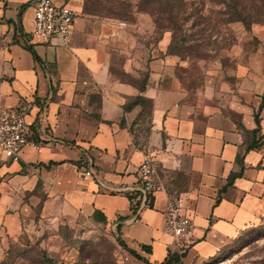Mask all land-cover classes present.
<instances>
[{
	"label": "crops",
	"instance_id": "obj_1",
	"mask_svg": "<svg viewBox=\"0 0 264 264\" xmlns=\"http://www.w3.org/2000/svg\"><path fill=\"white\" fill-rule=\"evenodd\" d=\"M55 1L77 13L67 43L33 34L36 0H0V105L22 109L53 139L20 161L0 152V238L38 207L108 224L152 264L216 255L264 216V48L252 67L240 64L232 81L210 78L191 100L166 35L159 44L113 35L120 20L108 6L125 0ZM146 155L165 190L136 216ZM88 168L96 178L78 176ZM169 195L197 225L184 251L164 232Z\"/></svg>",
	"mask_w": 264,
	"mask_h": 264
},
{
	"label": "rangeland",
	"instance_id": "obj_2",
	"mask_svg": "<svg viewBox=\"0 0 264 264\" xmlns=\"http://www.w3.org/2000/svg\"><path fill=\"white\" fill-rule=\"evenodd\" d=\"M108 9L127 23L129 38L143 44L169 38L166 52L179 58L174 74L191 100L210 78L232 81L240 64L252 67L264 48V0H125ZM21 223L15 236L0 238V264H146L108 224L52 217L38 207ZM188 264H264V216L216 255Z\"/></svg>",
	"mask_w": 264,
	"mask_h": 264
},
{
	"label": "built area",
	"instance_id": "obj_3",
	"mask_svg": "<svg viewBox=\"0 0 264 264\" xmlns=\"http://www.w3.org/2000/svg\"><path fill=\"white\" fill-rule=\"evenodd\" d=\"M76 17L77 13L66 4H58L55 0H36L33 34L44 43L53 40L67 43L71 38ZM126 27L125 21H119L113 35L119 36ZM52 140L44 138L27 121L22 109L0 105V152L5 158L20 161L25 150H39ZM78 176L96 178L92 168L78 172ZM137 179L138 185L134 188L138 194L135 203L136 216L149 205L153 195L165 190L160 182L158 166L150 155H146L139 164ZM196 228L194 218L183 213L181 200L169 195L165 210L164 232L174 238L180 251L186 250L195 242ZM123 250L127 260L128 254L125 249Z\"/></svg>",
	"mask_w": 264,
	"mask_h": 264
},
{
	"label": "trees",
	"instance_id": "obj_4",
	"mask_svg": "<svg viewBox=\"0 0 264 264\" xmlns=\"http://www.w3.org/2000/svg\"><path fill=\"white\" fill-rule=\"evenodd\" d=\"M256 120L259 122V117L256 115ZM136 207V205H135ZM120 241V240H119ZM120 243L128 249V251L134 255L136 258L144 261L146 264H152L149 260L142 257L139 253H137L135 250L129 249L126 244L123 243V241H120ZM142 249L148 253H151V247L148 245H142ZM161 264H183L181 257H173L171 255L167 256L165 260Z\"/></svg>",
	"mask_w": 264,
	"mask_h": 264
}]
</instances>
